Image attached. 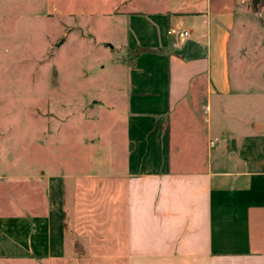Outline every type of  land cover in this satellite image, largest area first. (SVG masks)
<instances>
[{"label":"crops","instance_id":"1","mask_svg":"<svg viewBox=\"0 0 264 264\" xmlns=\"http://www.w3.org/2000/svg\"><path fill=\"white\" fill-rule=\"evenodd\" d=\"M147 2L121 4L135 45L116 61L126 88L86 103L100 108L85 117L99 130L77 152L52 142L57 161L33 177L47 202L3 196L0 264H264V119L232 111L234 76L251 82L237 0ZM172 28L190 38L179 43ZM137 47L151 51L131 66ZM258 82L264 92V73ZM0 162V182H25Z\"/></svg>","mask_w":264,"mask_h":264},{"label":"rangeland","instance_id":"2","mask_svg":"<svg viewBox=\"0 0 264 264\" xmlns=\"http://www.w3.org/2000/svg\"><path fill=\"white\" fill-rule=\"evenodd\" d=\"M123 1L0 0V160L10 158L8 169L25 181L21 186L19 178L6 185L1 181L0 202L7 195L13 201L45 204L44 185L33 177L57 161L52 142L80 151L81 139L100 128L99 121L85 119L100 117V108L86 112V103L126 88L128 71L116 61L135 45V38L130 19L118 13ZM237 13L241 77L251 82L242 85L234 76L233 88L241 102L232 111L263 120L264 92L258 79L264 73V0L256 6L253 0H237ZM76 129L81 130L75 137L67 134ZM57 130L64 133L59 136ZM70 168L78 174L101 169Z\"/></svg>","mask_w":264,"mask_h":264},{"label":"built area","instance_id":"3","mask_svg":"<svg viewBox=\"0 0 264 264\" xmlns=\"http://www.w3.org/2000/svg\"><path fill=\"white\" fill-rule=\"evenodd\" d=\"M168 34L170 36L176 37V40L182 44L185 43L190 38L189 31L180 28L169 29Z\"/></svg>","mask_w":264,"mask_h":264},{"label":"trees","instance_id":"4","mask_svg":"<svg viewBox=\"0 0 264 264\" xmlns=\"http://www.w3.org/2000/svg\"><path fill=\"white\" fill-rule=\"evenodd\" d=\"M149 51H151V49L144 48V47H137L134 50H129V52H128V62H129V64L131 66H133L135 64L136 58L140 54L145 53V52H149Z\"/></svg>","mask_w":264,"mask_h":264},{"label":"water","instance_id":"5","mask_svg":"<svg viewBox=\"0 0 264 264\" xmlns=\"http://www.w3.org/2000/svg\"><path fill=\"white\" fill-rule=\"evenodd\" d=\"M259 0H253L254 5L256 6Z\"/></svg>","mask_w":264,"mask_h":264}]
</instances>
